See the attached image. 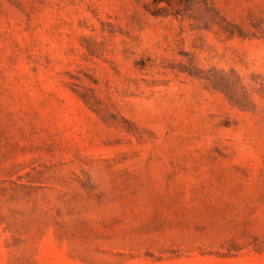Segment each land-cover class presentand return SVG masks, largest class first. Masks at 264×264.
Segmentation results:
<instances>
[{"label":"rangeland","instance_id":"obj_1","mask_svg":"<svg viewBox=\"0 0 264 264\" xmlns=\"http://www.w3.org/2000/svg\"><path fill=\"white\" fill-rule=\"evenodd\" d=\"M0 264H264V0H0Z\"/></svg>","mask_w":264,"mask_h":264}]
</instances>
